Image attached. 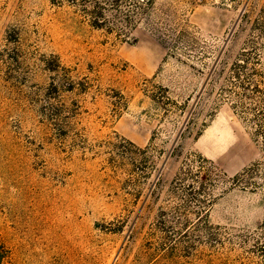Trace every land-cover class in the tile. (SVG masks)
<instances>
[{"label":"rangeland","instance_id":"obj_1","mask_svg":"<svg viewBox=\"0 0 264 264\" xmlns=\"http://www.w3.org/2000/svg\"><path fill=\"white\" fill-rule=\"evenodd\" d=\"M168 4L203 44L186 63L145 24L117 37L91 26L73 0H0V264H264V154L206 83L219 56L264 48V0H157ZM55 64L93 83L71 95L78 113L63 142L40 123ZM146 79L179 101L193 96L202 133L179 137L181 113L162 123ZM123 140L174 145L180 160L202 155L218 175L212 186L177 189L170 158L162 188L155 171L124 188Z\"/></svg>","mask_w":264,"mask_h":264},{"label":"trees","instance_id":"obj_2","mask_svg":"<svg viewBox=\"0 0 264 264\" xmlns=\"http://www.w3.org/2000/svg\"><path fill=\"white\" fill-rule=\"evenodd\" d=\"M82 14L89 18L91 26L96 29L105 30L107 33L115 34L117 37H126L133 28L145 24L150 30L157 34L159 40L168 49V56L177 58L186 63L185 59L197 57L201 53L203 44L196 34L188 29L177 19L176 9L173 4L165 8L157 7V0H73ZM264 48L258 44H252L249 49H243L234 59L227 54L224 59L219 56L209 68L207 84H211L208 95L216 93L218 99L229 100L231 108L248 125L253 141L264 154ZM56 72L46 92L47 101L40 107L42 118L40 123L51 130L50 138L59 139L61 142L68 135L72 117L78 113L79 104L77 99L71 95L81 96L89 94L93 89V83L89 78L75 79L71 76L68 68H61L55 64L49 68ZM146 89L149 85L155 90L150 92V98L162 111V123L167 121L172 114L186 115L178 135L187 138L194 134L202 133L203 122L198 125V116L190 105L193 96L186 97L182 101L174 99L170 95V88L162 85L152 84L146 79ZM201 98L203 91H197ZM124 96L118 92L116 105H122ZM217 108V106H215ZM200 128V129H199ZM118 148L121 156L128 160L131 168L126 172L129 174L123 180V187L130 185L140 186L152 172H157L154 185L162 188L168 178L163 177V172L172 158L171 169L178 163L177 170L169 180L171 186L177 189H194V183L206 188L213 185L212 175H218V167L208 158L202 155H186L180 160L182 150L173 145L171 150L156 149L152 145L138 146L132 141L123 140ZM125 164L116 165L123 168ZM248 170L236 175L234 180L241 181ZM187 181H190L187 183ZM236 183V182H235ZM187 190V191H188ZM142 195L137 190L135 197ZM190 195V194H189ZM191 199L198 200L191 193Z\"/></svg>","mask_w":264,"mask_h":264}]
</instances>
